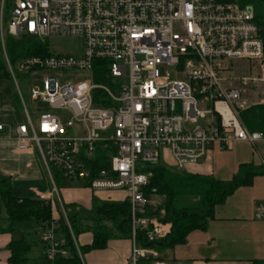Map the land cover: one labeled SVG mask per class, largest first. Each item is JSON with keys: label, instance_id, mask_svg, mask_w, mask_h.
Masks as SVG:
<instances>
[{"label": "built area", "instance_id": "obj_1", "mask_svg": "<svg viewBox=\"0 0 264 264\" xmlns=\"http://www.w3.org/2000/svg\"><path fill=\"white\" fill-rule=\"evenodd\" d=\"M4 20L2 11L1 27ZM7 29L15 38L82 40L78 56L13 65L5 54L25 111L18 75L43 74L41 86L29 92L37 126L27 114L14 137L20 152L38 151L51 178L56 170L95 193L125 194L130 264L158 257L138 245V232L147 231L150 242L167 233L146 217L152 168L182 173L208 160L215 145L264 143L239 117L264 105V43L254 8L240 0H16ZM75 76L88 77L75 82ZM45 202L55 208L53 195ZM255 218L264 219V203ZM40 237L54 261V225Z\"/></svg>", "mask_w": 264, "mask_h": 264}, {"label": "trees", "instance_id": "obj_2", "mask_svg": "<svg viewBox=\"0 0 264 264\" xmlns=\"http://www.w3.org/2000/svg\"><path fill=\"white\" fill-rule=\"evenodd\" d=\"M15 1L5 0L4 13L7 11L8 15L7 18L4 17L6 25ZM240 4L251 5L254 8L256 25L264 43V0H240ZM6 48L14 65L29 57H48L52 54L47 40L30 36L21 38L9 36L6 39ZM0 77L10 79L1 54ZM239 117L249 132H259L264 136V105L242 111ZM151 171L153 177L149 186L144 189L145 198L149 201L146 217L156 219L162 225H169L170 231L156 242L148 240L147 231L138 232L137 243L143 249H152L159 254L185 245L192 232L205 230L208 222L214 219L215 210L219 205L239 188L252 185L256 177L264 174L262 168L241 165L238 174L231 181L220 182L212 177L181 173L163 166L154 167ZM65 181L57 173V185L61 186ZM152 197L161 199L156 207L150 205ZM0 200L9 222V228L0 231L13 234L20 223H30L42 230L52 227L53 224L55 239L59 244L57 247L59 252L54 261H50L46 254L48 246L39 237L36 246L41 248V256L38 260H32L29 257L32 246L25 239L13 240L9 246L11 252L9 264H83L81 256L91 251L104 250L111 241L132 239L131 205L126 200L102 202L94 198L90 210L77 204L64 205L65 215L61 213L60 218L56 220L49 202L16 197L11 181L5 177H0ZM87 233L93 236L92 244L79 248L77 238ZM62 252H66L67 255L62 256ZM161 261L162 258L148 257L142 259L140 264ZM249 264L264 262L256 261Z\"/></svg>", "mask_w": 264, "mask_h": 264}, {"label": "crops", "instance_id": "obj_3", "mask_svg": "<svg viewBox=\"0 0 264 264\" xmlns=\"http://www.w3.org/2000/svg\"><path fill=\"white\" fill-rule=\"evenodd\" d=\"M9 36L7 25L4 23L1 27L0 22V44H4ZM13 86L16 88L11 78L0 77V124L5 127V131L0 133V177L11 181L13 194L16 186L23 183L27 184L22 189V194L25 196L14 194L16 197L46 201L53 195L55 208L52 211L56 220L60 218L61 213L65 214L64 205L77 204L90 210L94 198L102 202L125 201L123 193H95L78 182L65 181L61 183V186H58L56 175L59 172L53 170L54 176L51 178L37 150L34 149L30 152L18 150L14 131L18 126L27 123V114L32 119L33 116L27 106V111H25L17 88L14 91ZM24 100L26 101L25 96ZM33 114L36 119L35 107ZM241 165H253L256 168L264 169V143L253 146L246 142H234L226 150L215 145L208 160L189 166L185 172L212 177L220 182H229L238 174ZM73 183H77L80 188H72ZM54 188H56V194ZM263 203L264 174L256 177L252 185L239 188L223 204L219 205L215 210L214 219L208 222L205 230L192 232L185 245L177 246L163 254L158 253L157 258H162L163 261L153 264L264 262V219L255 218L257 205ZM32 227L39 238L43 230L33 225ZM8 228L7 214L0 200V230ZM165 230L168 233L170 226L165 225ZM22 239L25 238L21 234L19 226L13 234L0 231V264H9L10 244L13 240ZM92 242L93 236L90 233L77 238L79 248L90 246ZM132 246V240L111 241L106 249L91 251L83 255L82 261L83 264H130Z\"/></svg>", "mask_w": 264, "mask_h": 264}, {"label": "rangeland", "instance_id": "obj_4", "mask_svg": "<svg viewBox=\"0 0 264 264\" xmlns=\"http://www.w3.org/2000/svg\"><path fill=\"white\" fill-rule=\"evenodd\" d=\"M4 7H5V0H4V6H3V0L1 1L0 4V14L3 11L4 17L7 18V11L4 13ZM48 45H49V50L53 55H62V56H78L82 53V47H83V42L79 38H53L48 40ZM1 49H0V54L2 59L6 63V56L5 54L8 55L7 48H6V42L4 44H0ZM9 57V55H8ZM10 60V57L7 58ZM11 61V60H10ZM12 63V62H11ZM13 64V63H12ZM18 64V63H17ZM15 64V65H17ZM14 65V64H13ZM171 75L174 77L175 73L174 71H171ZM240 75H243L240 73ZM72 76V75H71ZM43 77V74L40 75H18V83L20 84V87L23 91V94L26 98L27 101V108L33 116V122L34 125L37 126V119L34 118L33 114V108L35 107L34 104L30 102V88H35V87H40L41 86V79ZM88 76H75L73 79H75V82L83 81L87 79ZM70 78V77H69ZM14 91H16V88L13 86ZM37 107L44 108L46 110L47 106L42 104V103H36ZM204 123V122H203ZM16 185V184H15ZM27 184H18L15 188L14 194L16 196L23 195L22 194V189L26 186ZM72 188H80V186L77 183H73L71 185ZM25 196V195H23ZM28 197V196H27ZM161 199L157 197H152L150 200V205L152 207H156L160 203ZM19 230L21 234H23L24 238L26 239L27 243L32 246L31 253H30V258L37 260L39 256L41 255V248L36 246V243L38 242V238L33 230L32 224L30 223H20L19 225Z\"/></svg>", "mask_w": 264, "mask_h": 264}, {"label": "snow or ice", "instance_id": "obj_5", "mask_svg": "<svg viewBox=\"0 0 264 264\" xmlns=\"http://www.w3.org/2000/svg\"><path fill=\"white\" fill-rule=\"evenodd\" d=\"M21 7H23V5H21Z\"/></svg>", "mask_w": 264, "mask_h": 264}]
</instances>
